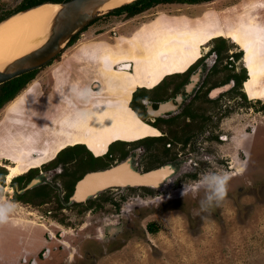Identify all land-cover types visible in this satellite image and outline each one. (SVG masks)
<instances>
[{
  "label": "rangeland",
  "instance_id": "rangeland-1",
  "mask_svg": "<svg viewBox=\"0 0 264 264\" xmlns=\"http://www.w3.org/2000/svg\"><path fill=\"white\" fill-rule=\"evenodd\" d=\"M20 1L0 0V12L14 8ZM232 32L239 35L240 45L230 38ZM219 36L235 43L229 53L243 49V56L232 62L239 71L244 66L251 70L248 52L242 45L250 46L252 55L257 58L255 68L259 75L257 84L252 83L255 94L248 91L252 76L247 67L250 78L242 82L247 98L234 99L233 96L239 97L242 93L233 86L215 95L209 94L212 88L231 82H224L232 71L226 54L218 62V69L211 70L217 59V55L211 52L213 39ZM168 46H177L175 50L168 49L172 56L167 51ZM82 47L95 49L97 55L92 59L98 66L81 54ZM207 51H210L205 57L208 60L207 73L203 81L198 82L200 87L195 102L198 101V111L213 113V118L206 124L205 132L198 131V151L209 155L198 158V174L189 176L183 172L175 177L180 180H175L166 189L151 187L147 191L140 186L108 187L89 197L98 204L86 208L88 201L74 204L70 199L61 209L55 208V201L36 205L16 201L12 197L13 186H8L9 190L0 183V216L6 215L10 220L17 215V218L33 217L47 226L40 232L42 251L39 255L38 249L26 253L18 249L8 256L7 250L14 244L19 225L0 220V264H264V0L165 2L132 16L106 13L98 17L51 62L37 70L22 88L26 90L21 89L14 99L0 108V150L16 140L19 144L25 143L18 149L36 142L34 133L27 134L28 130L38 135L37 143H45L47 139L52 142L54 132L71 134L81 131L82 134L90 125L89 117L94 112L100 115V119L94 120L92 127L103 128L106 137L100 140L91 128V137H85L86 144L95 146L102 141L97 146L103 148L110 139H132L149 133L153 126L129 111L128 101L133 91L128 87L129 83L123 78H119L120 82L111 78L104 84L105 74L98 70L109 69L117 76L119 73L112 70L113 65L121 63L130 67V70L127 68L129 73L134 72L133 65L137 63L140 68L153 66L161 70L169 65L180 67L187 59L198 53L204 55ZM245 56L246 60H243ZM142 70L138 74L143 75ZM161 74L156 72L155 78ZM59 75L67 81V99H61V92L55 88L54 76ZM69 81H75L83 92L76 95V91L75 94L69 89ZM110 82L112 86L124 83V90L116 88L113 91L109 88ZM205 88H208V100L203 96ZM115 93L121 95L119 104L111 101L117 100ZM94 96L98 98L93 100ZM22 98L27 100V110ZM248 99H251L249 103ZM54 114H57L56 120H49ZM122 121L123 131L120 130ZM21 133L26 135L21 136ZM14 134H20L22 139ZM95 148L90 149L91 153L101 154ZM7 155L18 158L14 152ZM30 155L35 156V153ZM3 156L0 151V165L8 170L6 165L11 159ZM165 159L160 156L158 161ZM150 162L143 154L139 166L144 169ZM232 163L236 167H232ZM71 167L75 166L72 164ZM17 168L21 170V167ZM54 168L40 166L39 173L43 172L48 182L57 184L62 195V179ZM60 169L59 164L56 170ZM214 173L230 175L227 196L204 212L201 211V201L207 203V197L213 195ZM29 210L33 215L26 213ZM150 221L157 224V231L148 230ZM17 222L25 227L21 231L24 236L32 230L26 218Z\"/></svg>",
  "mask_w": 264,
  "mask_h": 264
},
{
  "label": "flooded vegetation",
  "instance_id": "flooded-vegetation-1",
  "mask_svg": "<svg viewBox=\"0 0 264 264\" xmlns=\"http://www.w3.org/2000/svg\"><path fill=\"white\" fill-rule=\"evenodd\" d=\"M93 22H91V23H93ZM209 52L210 51H207L206 54H204V55H199V53H198V55H196L190 59H187L186 62L183 63L182 65L180 64L179 65L180 67H175V66L169 65V66H167L161 70L158 68L155 69V67H153V66L152 67H144L143 66L144 68H147L149 70L148 71V70L144 69L143 75L138 74V72L141 71V68H143V67L140 68V65H136V64H134V62H133V64H134L133 65V67H134L133 73H131V72L129 73V71H127V70L128 69L130 70V67L127 64H123V63H121V65H119V64L113 65L112 70L114 71V69H115V71H117L119 73L117 76L115 73L114 74L111 73V71H109V69H105L104 71L98 70V72L105 74V76L103 77V83L104 84H106L107 80H109L111 78H115V79H113L114 82H120L119 78H123L124 82L129 83L128 87L133 88V90H134V87L135 88L136 87H145L147 89H150V88L154 87L158 82H160L161 79L165 75L175 73V72H181V71L185 70L198 57L199 58L203 57V56L206 57L207 54H209ZM119 53H121V50L119 51ZM81 54L88 59V62L90 61V62L94 63L96 66H98L96 60L92 59V57L95 58L97 55L94 48L87 49V48L82 47L81 48ZM245 58H246V56L244 57L243 60H246ZM216 61L217 60H215V63H216ZM207 66H208V60H206V59L202 60L200 62V64H197L190 71L188 78L184 82L183 86L180 87L179 90H177L173 95L168 96L164 100H149V99L143 100L145 103V109L148 113V116L142 120H144V121L147 120L146 122L150 123L153 126L152 131H150L149 133H146V134L136 135L132 139L115 138L112 140V141L117 140V139L124 140V141H127L126 145L131 144L130 146H132V147L128 146L130 148L129 152L131 149L132 150L130 153H132L133 151H137L136 163H137V167L139 169H141V167L139 166L140 158L143 157V154L147 155V158H149L151 162L149 163V165H147L144 169H141V170H147V169L154 168L157 166H161L164 164H167L171 168V172L166 177V179H164L158 185L150 186V187H158L160 189H166V188H168V185H170L172 183L174 184L175 180H176L175 177H177V175L182 174L183 172L189 173V176H196V174H198V158L201 159V158L209 157L208 153L206 155V154L202 153L203 151L202 152L198 151V131L205 132L204 131L205 126L208 123V121H210L213 118V113H208L207 111H201V112L198 111V101L195 102V100L198 98V88L200 87V84L198 82L201 83L203 81L204 74L207 73ZM232 66L233 65L231 63V67ZM40 68H38V69H40ZM198 68H200V69H198ZM174 70H176V71L174 72ZM211 70H213V69H211ZM236 70H238V69L236 68ZM145 72H147V74H145ZM153 72H155V73L156 72H158V73L162 72L161 75H163L164 72H168V73L165 74L163 77L160 75L161 79H159V81L154 82V80H157L160 76L155 78V73H153ZM194 72H198V76H197V78H195L193 80L191 77H192V74ZM59 76L63 77L62 75H59ZM230 80L232 81V84L230 86H234V84H235L234 80L235 79L232 78ZM230 80H228V81H230ZM190 81H193V84L188 88L187 86L190 83ZM111 82H110V85H111ZM147 83H149V84H147ZM119 84L120 85H118V84H115L113 86L111 85V87H109V88H111L113 91H114V89L116 90V88H120V89L124 90V83H122L123 85L121 83H119ZM96 86H98V84H96ZM202 86L203 85H201V87ZM69 87H70L69 89L74 91V93H75V91L77 92V94L75 93L76 95H80V93L83 92V91L79 90L75 81L70 82ZM24 90H26V88H24L22 91H24ZM241 90L244 91L242 86H241V88H239L240 93H241ZM179 93L181 94L180 99H178ZM114 97L117 100L114 99L111 101H115V104H119L118 102H120V100H121V95L115 93ZM243 97L244 96L242 94H240L239 97L233 96L234 99H240ZM96 98H98V97L94 96L93 100ZM169 99L172 100V102L175 104V107L168 109L165 112V114H163L161 116H153L152 114H150L148 112V110H147V104L148 103H150L153 107H157L159 102H163V101H166ZM250 100L251 99H248V103L250 102ZM22 102L24 104H26V110H27V108L29 106L27 103V100L22 98ZM108 102H110V101H108ZM110 103H108V104H110ZM128 104H129V101H128ZM133 111L136 113V115L138 117H140L134 109H133ZM133 115H135V114H133ZM56 117H57V114H54L51 118H49V120H51V119L56 120ZM64 120H66V119H64ZM79 120L81 121V118ZM62 122H64V121H62ZM58 123H61V122L58 121ZM186 129H188V130L190 129L191 131L187 132ZM179 132H181V134H183V135L179 134ZM31 133L32 134L34 133L35 138H33V140H35L36 142H32V144H29L30 145L29 147L27 146L24 149H21V148L18 149V147L20 145H25V144H19L18 141L16 140L14 144L10 143L11 145H8L10 148L8 146H5L3 149L0 150L1 152L4 153L3 157H5L7 159H11V163H8L7 165L5 164L6 167L8 168V170L4 176L5 182L3 184L9 190H10V187H8V186H11V184H9V183L11 182L10 179L12 178V176H10V167H14V166L17 167V166H21V165L23 166L22 170H19L18 173H16L15 175L26 171L28 168H30L32 166H39L40 167L43 162H46V161L50 160L51 158H53L59 149H61L62 147L66 146V145L74 144V143H67L66 145H61V143L63 142V138L61 137L63 132H54L52 142H50L47 139L45 141V143L44 142L37 143L36 136L38 138V135L34 131L30 132V130H28L27 134H31ZM88 134H89L88 128H85V130H83L82 134H80L79 131H74L73 137H76V139H77L79 137L88 136ZM14 135L20 136V134H14ZM23 135H26V133H21V136H23ZM21 136H20V138H21ZM84 144L88 148V150L94 149V147L97 146V145L92 146V143H89L90 145L86 144V143H84ZM106 146H108V145H106ZM106 146H104L103 148H99L98 151L101 154L104 153L107 149ZM13 152H14L15 157H17V155H18V158L12 159L10 155H7L8 153L13 154ZM31 152H34L35 156L30 155ZM98 155H100V154H97L94 156H98ZM160 156L162 158H166L165 161H162V162L158 161V158ZM231 166L236 167V165L234 163H232ZM57 168H58V166H57ZM57 168L56 167L54 168L56 172L59 171V170H56ZM40 170H42V169H40ZM15 175H13V176H15ZM43 176H44V173L40 171V173L38 175V177L40 178V182L41 181L42 182L48 181ZM9 180H10V182H9ZM179 180L180 179H177L176 181L178 182ZM95 195H92V196H95ZM12 196H13V194H12ZM45 203H48V202H45ZM26 213L28 215H33V211H30V210L27 211ZM3 217H4V219L2 221L7 220L8 222L12 223L13 226L19 225L18 229H16L18 231H15L14 244L10 248H8V250H10V253H12L13 251L18 250V249H20V250L24 251V253H26V252L35 250L40 245V242L42 240L40 232L43 228L47 227L46 224H44L42 222L35 221V218H33V217H29V218L20 217V218H26V220L30 221V223L32 225V228H31L32 230H30L29 234L24 236V234H21V231H23L25 227L21 226L20 224H17L18 223L17 219H20V218H17L18 215L11 217L12 218L11 220L6 215ZM51 236H53L52 233H51ZM30 242H33V243L30 244ZM62 242L64 244H66V242L64 240H62ZM41 251H42L41 248L38 249L37 255H39ZM23 255H25V254H23Z\"/></svg>",
  "mask_w": 264,
  "mask_h": 264
},
{
  "label": "trees",
  "instance_id": "trees-1",
  "mask_svg": "<svg viewBox=\"0 0 264 264\" xmlns=\"http://www.w3.org/2000/svg\"><path fill=\"white\" fill-rule=\"evenodd\" d=\"M42 1H55L60 2L63 0H21L17 6L14 8L3 12H0V20L5 16L13 13L17 10L29 7L31 5L38 4ZM209 0H133L131 2H127L121 4L112 10H110L107 14H120L124 13L125 16H132L154 4L157 3H167V2H206ZM94 19L93 21L97 20ZM91 21V22H93ZM90 22V23H91ZM89 23V24H90ZM88 25V24H87ZM85 25L79 32L74 34L67 45L71 44L78 35L87 27ZM214 46L211 49L212 53L217 55V61L212 66L213 70L218 69V62L223 58V55L228 58V60L234 62V59H240L244 52L243 50H239L238 52L229 53V49L232 46H235V43L227 40V38L219 36L214 39ZM210 53V52H209ZM205 57H198L194 62H192L185 70L181 72H175L171 74L165 75L160 82H158L154 87L147 89L145 87H136L131 93L129 99V106L134 109L140 118L145 119L148 116V113L145 109L144 99L149 100H164L168 96L173 95L180 87L183 86L184 82L187 80L190 71L197 65L200 64ZM51 62V61H50ZM232 71L228 74L227 79L224 81H228L230 79H235L234 88H241L242 82L246 81L248 78V72L246 67L244 66L241 71L236 70V66L232 63ZM227 66V65H226ZM37 69L25 72L21 75L15 76L5 82L0 83V108L7 102L14 99L19 91L25 86V84L34 76L37 72ZM23 90V89H22ZM242 95L246 98L244 91L241 90ZM203 96L205 99H210L208 96V88L203 90ZM264 109V105H262ZM147 121V120H145ZM127 141L124 140H114L111 141L107 149L104 153L94 156L90 150L85 146L84 143H74L69 144L57 151L55 156L50 160L43 162L41 166L45 169L54 168L60 164L62 169L56 173V175L60 176L62 179V187H64L63 194L61 195L58 191V185L50 183L48 181L41 182L33 185L30 188H27L23 191H18L22 189L32 177L39 173V166H32L28 168L26 171L19 173L11 178V186L14 188L13 199L14 200H22L25 202H30L34 205L41 204L49 201L56 202V209H61L65 205V203L69 202V196L73 191L74 184L78 178H80L86 171L103 168L113 163L115 160H121L125 158L129 153V147L126 146ZM75 167L72 168L71 165ZM79 168V169H78ZM78 169V170H76ZM7 170L5 166L0 165V183L5 182V174ZM133 188L132 186H128ZM143 189L150 191V186H140ZM85 201L88 203L85 205L86 207H90L91 205H97L92 198H87ZM84 202V201H83ZM83 202H75L74 204H81ZM85 204V203H84ZM62 220V216L59 217ZM148 230L151 232L157 231V224L154 221H150L147 223Z\"/></svg>",
  "mask_w": 264,
  "mask_h": 264
},
{
  "label": "water",
  "instance_id": "water-1",
  "mask_svg": "<svg viewBox=\"0 0 264 264\" xmlns=\"http://www.w3.org/2000/svg\"><path fill=\"white\" fill-rule=\"evenodd\" d=\"M109 1L110 0L42 1L38 4L17 10L2 18L0 22L19 11L25 12L47 2L60 4V7L54 12L49 32L45 40L33 50L14 58L10 62L0 65V83L49 63L57 54L62 52L63 48L67 46L70 38L79 32L85 25L121 5L119 4L103 9L105 7L104 5ZM197 76L198 72H194L191 78L194 80ZM192 84L193 81H190L187 87L189 88ZM231 84L232 81L224 85L216 86L210 90L209 94L211 96L215 95ZM180 96L181 94L179 93L178 99H180ZM174 107L175 104L171 99L159 102L157 107H153L150 103L147 104V110L153 116H161L165 114L168 109ZM136 155L137 151H133L129 156L121 160H115L106 167L86 171L76 180L69 199L77 202L85 201L88 197L95 195L97 192L113 186H156L166 179L171 172V168L167 164L141 170L137 167ZM37 182H40V178L35 176L18 191H23Z\"/></svg>",
  "mask_w": 264,
  "mask_h": 264
},
{
  "label": "bare ground",
  "instance_id": "bare-ground-1",
  "mask_svg": "<svg viewBox=\"0 0 264 264\" xmlns=\"http://www.w3.org/2000/svg\"><path fill=\"white\" fill-rule=\"evenodd\" d=\"M131 0H110L107 2L104 6L103 9H107L108 7L119 5L125 2H129ZM60 7V4L58 3H51L47 2L44 4H41L40 6L33 7L25 12H17L16 14L8 17L7 19H4L0 22V65L10 62L14 58L21 56L22 54H25L26 52L33 50L37 46H39L46 38L49 32V27L52 22V18L54 15V12ZM192 26V25H191ZM194 26V25H193ZM201 27V26H199ZM197 27H194L196 29ZM190 31V30H188ZM173 32V31H172ZM175 32V31H174ZM176 33V32H175ZM182 33V32H181ZM184 33V32H183ZM187 33V32H186ZM192 33H195L192 31ZM200 33V32H199ZM211 33V32H210ZM188 35V34H187ZM200 35V34H199ZM183 36V35H182ZM197 36V34L195 35ZM194 36V38H195ZM172 37H175L172 36ZM177 37V36H176ZM181 37V36H180ZM230 37H234V39L237 41V43L241 44L239 35L237 32H232L230 33ZM179 38V37H178ZM177 38V39H178ZM171 39V38H170ZM176 39V41H177ZM187 39V38H186ZM191 39V38H189ZM172 40V39H171ZM174 40V39H173ZM182 40V39H181ZM180 40V41H181ZM192 40V39H191ZM167 41V40H166ZM175 41V42H176ZM179 41H177L178 43ZM166 43V42H165ZM180 43V42H179ZM187 43V42H186ZM168 44V43H167ZM176 43H174L175 45ZM172 46V45H171ZM182 46V45H181ZM179 46V47H181ZM163 47V46H162ZM178 47V48H179ZM242 47L245 49L246 52H248V60L250 67H255L256 65V57L252 55V51L250 49V46L248 45H242ZM99 48V47H98ZM171 47L168 46V49ZM177 46L172 49H176ZM166 49V48H165ZM188 49V48H187ZM187 51V50H186ZM189 51V50H188ZM187 51V52H188ZM169 52V51H168ZM173 52V51H172ZM175 52V51H174ZM108 53V52H107ZM170 53V52H169ZM189 53H191L189 51ZM105 54V53H104ZM171 56L173 55L170 53ZM114 56V54H112ZM110 55V56H112ZM192 55V53H191ZM109 56V55H108ZM107 56V58H108ZM122 56V55H121ZM120 56V57H121ZM152 57V56H151ZM104 58V57H103ZM141 58V57H140ZM144 59V58H143ZM111 60V59H110ZM139 60V59H138ZM142 60V59H140ZM148 60V59H147ZM146 60V61H147ZM158 60V59H157ZM144 61V60H143ZM142 61V62H143ZM107 62V61H106ZM137 62V61H136ZM139 62V61H138ZM154 63V61H153ZM146 64V62H145ZM138 65V63H137ZM142 70V68H141ZM144 70V67H143ZM142 70V71H143ZM258 74L257 71L254 69L252 71V78L249 81L250 83L248 84V89L250 93H252V88L253 84H257L258 82ZM255 87V86H254ZM137 124L139 122L137 121ZM124 126H123V121L121 123V129L123 131ZM140 128V125H139ZM114 129V128H113ZM141 130V129H140ZM140 130H137L140 132ZM115 133V132H114ZM117 133V132H116ZM113 136V135H112ZM58 137V136H57ZM106 137V136H105ZM113 138V137H112ZM22 139V138H21ZM103 139V137H102ZM105 139V138H104ZM103 139V140H104ZM58 140V139H57ZM112 140V139H110ZM109 140V141H110ZM25 141V140H24ZM64 142V141H63ZM73 142V141H72ZM106 142V140H105ZM25 144V143H24ZM60 145V144H59ZM21 146V145H20ZM19 146V147H20ZM30 146V145H29ZM28 146V147H29ZM54 152V151H53ZM51 155V154H50ZM45 157V156H44ZM27 158V157H26ZM26 162V161H25ZM15 163V162H14ZM21 165V164H20ZM27 165V164H26ZM21 167L22 170V165L19 166ZM18 168L17 167H10V176L13 177L16 173H18ZM9 178V177H8ZM11 180V179H10ZM9 180V181H10ZM19 220V219H18Z\"/></svg>",
  "mask_w": 264,
  "mask_h": 264
},
{
  "label": "crops",
  "instance_id": "crops-1",
  "mask_svg": "<svg viewBox=\"0 0 264 264\" xmlns=\"http://www.w3.org/2000/svg\"><path fill=\"white\" fill-rule=\"evenodd\" d=\"M230 38H232L236 43H237V41L233 38V37H230ZM237 44H239V43H237ZM240 45V44H239ZM243 50V49H242ZM247 69H248V71H249V73L251 74V76H252V71L255 69V70H257L255 67H254V69H253V67H251V70H250V68L249 67H247ZM134 70V69H133ZM176 70H174V72H175ZM168 72H164V75L165 74H167ZM58 78V79H57ZM55 77L54 76V79H55V82H54V85H55V88L57 89V91L58 92H61V94H59L60 95V97H61V99H65V97H66V95H65V91H66V86H65V84H66V79L65 78H63V77H61V76H58V77ZM250 78V77H249ZM66 81V82H65ZM154 82H156V80H154ZM76 83V82H75ZM69 85H70V82L68 83ZM70 88V87H69ZM249 91V90H248ZM250 92V91H249ZM255 94V92L254 91H252V93L251 94ZM256 97H257V95H256ZM68 97H66V99H67ZM131 109V108H130ZM132 111V112H131ZM130 112L132 113V114H134V111H133V109H131L130 110ZM135 115H136V113H135ZM134 115V116H135ZM100 117V115L97 113V112H94V114L92 115L91 114V117H89V123H90V125H87V127L86 128H88V136H83V137H79V138H77L76 139V137H73V132L71 133V134H68L67 132H63V134L61 135V137L63 138V141L64 142H62L61 143V145H64V144H67V143H85L84 141H86L85 140V137H88V138H90L91 137V128H94V129H92L93 130V132H94V134H96L97 136H99V138H101L100 140H102V137L103 138H105V136H106V132H104V130H103V128L101 129L99 126L98 127H92V122L94 121V120H98V119H100L99 118ZM122 117H123V114H122ZM136 117H138L137 115H136ZM66 121V120H65ZM99 123H100V121H99ZM79 132H81V131H79ZM128 139V138H127ZM78 140V141H77ZM73 141V142H72ZM102 142V141H101ZM100 142V143H101ZM111 141H109L108 142V144L110 143ZM100 143L98 142V143H96V145H100ZM107 144H105L104 146H106ZM96 148L97 149H99V148H102V146H96ZM41 242H42V240H41ZM40 242V243H41ZM41 245V244H40ZM40 248H41V246H39ZM36 248V249H40V248ZM8 253L6 254V255H8V254H10V252H9V250L7 251ZM5 255V256H6ZM9 256V255H8ZM10 257H12V256H10ZM9 261H10V259L9 258H7Z\"/></svg>",
  "mask_w": 264,
  "mask_h": 264
},
{
  "label": "clouds",
  "instance_id": "clouds-1",
  "mask_svg": "<svg viewBox=\"0 0 264 264\" xmlns=\"http://www.w3.org/2000/svg\"><path fill=\"white\" fill-rule=\"evenodd\" d=\"M213 175L216 177L212 187L213 195L207 197V203L201 201V211L204 212L209 211L214 205H218L227 196V185L231 178L230 175L228 173H214ZM3 218L0 216V220H3ZM100 239H103V237L101 236Z\"/></svg>",
  "mask_w": 264,
  "mask_h": 264
}]
</instances>
